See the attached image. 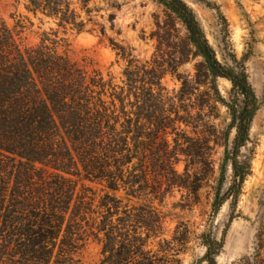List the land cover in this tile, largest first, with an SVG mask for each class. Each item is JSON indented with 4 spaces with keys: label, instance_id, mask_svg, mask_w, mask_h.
Wrapping results in <instances>:
<instances>
[{
    "label": "trees",
    "instance_id": "16d2710c",
    "mask_svg": "<svg viewBox=\"0 0 264 264\" xmlns=\"http://www.w3.org/2000/svg\"><path fill=\"white\" fill-rule=\"evenodd\" d=\"M194 1L212 8L207 0ZM88 2L83 0V8L90 15ZM159 2L184 26L194 56L202 59L197 85L209 87L212 99L230 111V127L236 129L230 159L233 178L227 192L216 195L212 208L216 216L231 201L235 211L249 175V166L238 160L239 152L250 141L259 107L245 62L235 54L225 63L218 60L186 0ZM31 7L35 13L58 17L61 27L81 31L85 26L68 0H31ZM217 11L227 36L226 20ZM110 19L113 24L115 17ZM112 45L122 58L132 56L131 50ZM129 62L124 74L127 94L122 89L108 101L107 87H115L99 72L90 73L47 47L23 52L0 19V153L12 159L16 177L11 190L0 178V264H68L90 236L102 246L101 264H177L172 243L160 244L157 252L149 246L162 230L159 212L152 203L130 202L161 196L164 181L168 188L174 185L177 154L170 148L168 131L177 132L176 124L183 118L169 109L173 101L162 85L161 66ZM218 78L232 85L228 102L219 93ZM182 85V96L190 95L189 82ZM73 176L107 191L95 210L85 192L75 198ZM120 191L128 203L110 194ZM203 238L204 261L217 264L222 244L211 234ZM174 241L179 242L176 236ZM263 252L264 219L257 229L252 264H264Z\"/></svg>",
    "mask_w": 264,
    "mask_h": 264
},
{
    "label": "rangeland",
    "instance_id": "374dc122",
    "mask_svg": "<svg viewBox=\"0 0 264 264\" xmlns=\"http://www.w3.org/2000/svg\"><path fill=\"white\" fill-rule=\"evenodd\" d=\"M68 1L85 22L81 31L59 26L56 16L33 12L31 0H0V19L23 52L47 47L90 73L99 72L108 85L115 87L116 92L107 87L108 101L111 94H119L122 89L127 94L124 74L130 59L133 66L146 62L161 66L162 85L173 101L169 109L178 111L183 118L176 124L177 132L168 131L170 148L177 154L174 185L168 188L164 181L161 196L130 202L131 205L152 203L162 217V230L151 238L150 248L157 252L160 244L167 241L172 243L171 254L177 264H207L203 237L211 234L222 244L217 264H252L257 229L264 219V0H207L212 8L186 0L218 60L225 63V58L230 60L232 54L239 61L244 60L259 104L250 141L239 152L238 160L249 166V175L237 207L232 211L231 201H228L216 216L212 208L215 197L227 192L232 183L230 159L236 129L230 127L232 119L228 108L212 99L214 92L209 93L207 86L197 85L202 59L194 56L184 26L159 0H89L90 15L83 8L86 5L83 0ZM217 8L226 20L227 36ZM111 15L115 17L113 24ZM112 42L131 50L132 56L122 58ZM184 80L191 86V94L185 97L181 93ZM216 85L221 97L228 102L231 83L218 78ZM128 100L134 101V98ZM116 103L120 106L118 101ZM127 109L131 110L129 106ZM143 141L147 140L143 138ZM11 160L0 153L3 166L0 178L6 179L9 190L16 183ZM70 179L75 198L85 192L89 197L87 202L95 210L107 191L83 176ZM110 194L128 203L124 191ZM175 236L178 243L174 241ZM102 258L101 244L90 236L68 264H101Z\"/></svg>",
    "mask_w": 264,
    "mask_h": 264
}]
</instances>
